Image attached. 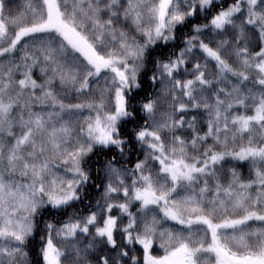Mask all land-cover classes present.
I'll return each mask as SVG.
<instances>
[{
    "label": "snow or ice",
    "instance_id": "obj_1",
    "mask_svg": "<svg viewBox=\"0 0 264 264\" xmlns=\"http://www.w3.org/2000/svg\"><path fill=\"white\" fill-rule=\"evenodd\" d=\"M0 264H264V0H0Z\"/></svg>",
    "mask_w": 264,
    "mask_h": 264
}]
</instances>
